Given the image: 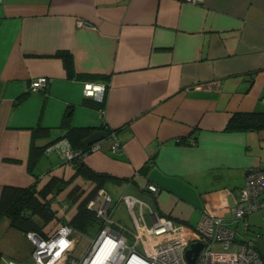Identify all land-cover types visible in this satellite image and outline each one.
Listing matches in <instances>:
<instances>
[{"label":"crops","instance_id":"0c3cea01","mask_svg":"<svg viewBox=\"0 0 264 264\" xmlns=\"http://www.w3.org/2000/svg\"><path fill=\"white\" fill-rule=\"evenodd\" d=\"M60 52L70 54V72ZM43 76L44 88L32 90ZM87 81L106 86L102 102L84 95ZM262 98L264 0H0V191L55 179L48 197L66 221L71 198L95 187L76 173L81 163L110 176L108 192L136 194L159 215L192 226L204 214L224 218L264 259V208L232 217L247 168L264 167V127L227 126L236 113L264 112ZM66 113L72 127L105 133L72 163L45 151L66 131ZM121 207L127 216L122 204L114 214ZM81 240L76 258L91 238ZM32 249L1 217L0 264H35Z\"/></svg>","mask_w":264,"mask_h":264},{"label":"built area","instance_id":"2783aa9c","mask_svg":"<svg viewBox=\"0 0 264 264\" xmlns=\"http://www.w3.org/2000/svg\"><path fill=\"white\" fill-rule=\"evenodd\" d=\"M183 1L191 4L203 2ZM47 81L44 76L36 78L30 88L42 89ZM105 89L100 82L83 83L84 95L99 102L104 99ZM109 135L113 139L111 149L115 150L120 142L114 130ZM99 146L100 141H96L86 149H75L68 138L61 137L48 144L45 151H55L63 160L72 163L88 151H97ZM147 191L154 196L158 187L148 183ZM120 204L126 209L130 227L113 217ZM86 208L94 213L99 227L83 254L78 258L73 256V248L81 233L65 223L45 237L36 232L26 233L33 244L35 264H62L65 261L71 264H190L185 252L194 242L200 243L201 247L193 264H264L254 241L248 237L237 239L235 227L220 216L204 214L192 226L159 215L154 206L133 193L120 194L113 204L112 196L103 187L96 189ZM260 208H264V167L253 166L247 168L244 185L237 192L232 217L243 222L248 214ZM242 229L245 232L248 225L242 223ZM125 232L131 235V241ZM216 246H221V250L215 249Z\"/></svg>","mask_w":264,"mask_h":264},{"label":"trees","instance_id":"16d2710c","mask_svg":"<svg viewBox=\"0 0 264 264\" xmlns=\"http://www.w3.org/2000/svg\"><path fill=\"white\" fill-rule=\"evenodd\" d=\"M58 56L62 57L70 72V54L60 52ZM24 97L25 95H21L18 100ZM227 126L236 129H260L264 127V112L236 113L232 115ZM61 127L66 129L61 137L68 138L73 148L86 149L89 147L84 143V138L93 132L91 127H72L67 113L62 118ZM35 130L44 131L41 126H36ZM75 170L83 178L93 181L95 187L85 195L80 194L76 198L70 196L71 201L76 205V211L66 222L82 235L88 236L96 229L98 230L99 222L94 213L86 208V204L96 189L101 187L110 176L94 172L81 163L76 165ZM58 183L57 180L51 179L41 188L37 187V183L28 187L3 185L0 191V218L6 217L12 227L25 233L31 231L44 237L47 236L42 229L56 218V212L51 207L48 195L57 189ZM95 226L97 228L94 229Z\"/></svg>","mask_w":264,"mask_h":264},{"label":"rangeland","instance_id":"374dc122","mask_svg":"<svg viewBox=\"0 0 264 264\" xmlns=\"http://www.w3.org/2000/svg\"><path fill=\"white\" fill-rule=\"evenodd\" d=\"M109 193L112 196L113 204L116 203L118 201V198H119L120 194H121L120 191H119V189L117 187H114L113 190H110ZM124 213H125V211H124L123 207H121V209L119 210V212L117 214L115 213L113 215V217L115 219H117L118 222H120L122 225H124L126 227H130L129 218L127 216L123 215ZM67 217H69V216H67ZM64 218H65L64 216H61L60 218L56 217V222L54 223L55 226L52 228V230H51V232L49 234H51L59 225H61L63 221H66L67 220L66 218L65 219ZM95 228H97V227L95 226L94 229ZM96 231H97V229L95 231H93L91 234H89L88 236H86V237L92 238L94 236V234L96 233ZM125 235H127L128 241H131V235L129 233H127V232H125ZM81 237H82V235L79 237L77 243L75 244V246L73 248V251H74L75 248H77L76 251H80L81 250V248H82V246L84 244V241L83 240H81L79 242V240H80ZM221 248H222L221 246H216L215 247V249H217V250H221ZM66 263L67 264H71V262H68V261Z\"/></svg>","mask_w":264,"mask_h":264},{"label":"water","instance_id":"95a60500","mask_svg":"<svg viewBox=\"0 0 264 264\" xmlns=\"http://www.w3.org/2000/svg\"><path fill=\"white\" fill-rule=\"evenodd\" d=\"M105 133L102 130H94L88 136L85 137L84 142L87 144L100 141L104 138ZM201 244L198 242H194L188 246L185 252L186 259L190 264H193L195 258L199 252Z\"/></svg>","mask_w":264,"mask_h":264}]
</instances>
